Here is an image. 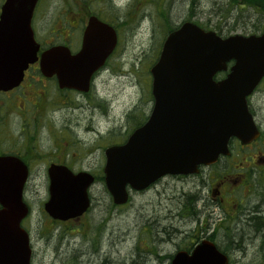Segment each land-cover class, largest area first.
I'll list each match as a JSON object with an SVG mask.
<instances>
[{
	"label": "water",
	"instance_id": "1",
	"mask_svg": "<svg viewBox=\"0 0 264 264\" xmlns=\"http://www.w3.org/2000/svg\"><path fill=\"white\" fill-rule=\"evenodd\" d=\"M36 2L5 0L2 6L0 90L18 86L28 65L38 60L39 45L30 27ZM116 41L111 27L92 20L81 52L71 55L65 47H52L40 55V72L55 75L60 88L85 92ZM223 72L224 78L214 79ZM150 75L153 107L147 122L123 145L104 152V184L115 205L127 202L128 190H144L165 175L197 173L198 166L228 154L231 138L248 144L258 137L247 97L264 78V30L258 36L222 38L185 22L165 38ZM26 178L19 159L0 157V264H30L29 238L21 227L28 214L22 200ZM48 178L44 211L50 218L67 221L86 212L94 182L90 174L51 165ZM170 264L226 260L212 243L202 241L190 253H176Z\"/></svg>",
	"mask_w": 264,
	"mask_h": 264
},
{
	"label": "flooded vegetation",
	"instance_id": "2",
	"mask_svg": "<svg viewBox=\"0 0 264 264\" xmlns=\"http://www.w3.org/2000/svg\"><path fill=\"white\" fill-rule=\"evenodd\" d=\"M58 1L61 3L73 2L76 6L72 10L64 5L65 8L63 6L62 9L55 10L56 13L50 18L48 12H43L45 0H37L30 20V27L34 39L39 45L38 60L27 67L18 86L6 91L0 90V157L17 158L27 170L22 196L29 209V215L22 221V227L29 235L30 264H34V251L30 230L25 226L31 215L26 196L29 191V182L34 175L31 163L37 160L34 145L35 123L48 110H52L53 115L55 113L53 106L55 108L58 105L64 106L65 99L68 100L70 96L94 101L99 96L98 84L103 81V77L110 70V59L117 47L113 54L105 59L102 66L92 73L85 92L60 88L55 75H42L39 57L43 51L58 46L67 48L71 55L81 52L85 34L92 20L114 29L117 46L120 33L126 32L130 28L128 25L130 24L128 19L129 3L120 0ZM4 2L5 0H0V16ZM116 3L121 7H115ZM122 7L125 9L124 13H121ZM133 29L137 30V26ZM104 32L110 34L109 30ZM263 82L264 79L247 99L249 112L259 132L255 140L248 144H241L238 140L231 139L228 144V154L219 155L216 161L210 165L199 166L196 174L166 175L143 191H129L128 205L134 196L151 193L167 198V191H170L171 197L169 196V204L166 207L171 205L168 211L172 212L170 226L175 234L176 243L166 234L165 227H161V231L166 234V238L161 239V242L169 241L174 245V250L165 254L170 259L157 253L153 255L149 251L150 257L153 255L158 259L163 258L169 264L176 253L191 252L200 242L207 241L212 243L216 250L224 256L226 264H264V93L257 91ZM150 110L151 107L142 113L140 125L148 120ZM52 120L55 121V118ZM64 125L73 132L74 129L71 125ZM134 129L127 135L125 134L126 136L123 134L120 141L106 143L104 147L102 144L97 145L101 133L95 128H91V132L95 133V137H97L93 140L82 139L83 137H79L74 132L78 143L82 145L85 152H76L71 149L73 144L68 142L56 146L57 149L43 157L47 161L45 167L47 182V170L51 164L66 166L74 173L87 172L92 175L95 183L98 180H103L105 177L103 172L104 150L111 145L123 144ZM97 151L100 152L101 157L99 154V158L91 160L90 158L96 155ZM78 161L84 162L85 165L74 169L73 166ZM176 183L181 184L178 190H175ZM90 190L91 188L88 195L91 203ZM90 209L91 207L88 211ZM82 217L67 222L55 220L52 222L58 224L76 223ZM145 218V216H140L139 223L135 225V228H139V237L140 234L146 232L147 221ZM186 224L189 227L184 228ZM139 237L137 241L132 242L131 248L126 252L124 258L128 260V264H146L148 242L145 240L141 242ZM101 242V240L98 241L97 248L96 246L94 249L92 248V255L98 256L102 262L106 261V264H110V254L102 250ZM94 243L92 242V244ZM70 252L74 255L75 264H82L80 257L86 254L83 253L82 248L70 249ZM54 260H59V258ZM54 260L50 264L56 263Z\"/></svg>",
	"mask_w": 264,
	"mask_h": 264
},
{
	"label": "rangeland",
	"instance_id": "3",
	"mask_svg": "<svg viewBox=\"0 0 264 264\" xmlns=\"http://www.w3.org/2000/svg\"><path fill=\"white\" fill-rule=\"evenodd\" d=\"M120 1L129 3L128 18L131 19L128 25L132 29L129 28L119 35L117 49L110 59V70L98 84L99 96L92 102L70 96L68 100L65 99L64 106H53V115L52 110H48L35 123L34 145L37 160L31 163L34 175L29 182L26 196L31 215L25 225L30 230L34 264H50L57 257L59 260H54V264H75L70 249L78 247L86 253L80 257L84 264L88 257H92V248H97L100 240L102 250L110 254V264H128L124 257L132 242L139 237V228H135V225L139 223L140 216H145L147 221L146 232L139 237L141 242H148L146 264H167L165 260L153 255H164L174 250V245L169 241L161 242L166 234L171 240L175 235L170 226L172 212L168 209L171 205L166 207L169 204L170 191H167V198L150 193L134 196L129 205L113 206L104 184L97 182L90 190L91 209L79 222L62 223L63 225L53 223L43 211L48 194L45 175L47 161L43 157L66 142L72 143L71 149L76 152H85L74 132L83 137L82 139L93 140L97 137L91 132V128H95L101 133L97 145L102 144L104 147L106 143L120 141L123 134L126 136L131 131L129 113L134 109L143 113L151 107L149 70L167 34V24L175 26L190 19L212 30L219 26L224 33L227 34L228 31L229 35H248L252 32V27L260 21V16L252 9L244 6L231 8L228 0ZM64 5L72 10L76 6L73 2L45 0L43 12H48V16L52 18L55 10L62 9ZM227 10L228 15L222 18ZM135 26L137 30L133 29ZM257 91L264 93V82ZM54 118L55 121L52 120ZM63 123L71 125L73 132ZM99 154L97 151L90 159L94 161L99 158ZM84 165V162L78 161L73 167L79 169ZM180 187L181 184L176 183L175 190ZM161 227H165L166 234L161 231ZM187 227L188 224L184 228ZM149 251L153 254L151 257Z\"/></svg>",
	"mask_w": 264,
	"mask_h": 264
},
{
	"label": "trees",
	"instance_id": "4",
	"mask_svg": "<svg viewBox=\"0 0 264 264\" xmlns=\"http://www.w3.org/2000/svg\"><path fill=\"white\" fill-rule=\"evenodd\" d=\"M228 1L230 3L231 8H237L238 6H244L246 8L252 9L253 11H255L260 16L259 23L256 26L252 27L253 30L250 33L257 34L264 28V0H228ZM227 15H228V10L224 13L222 18L226 17ZM186 20L191 21L190 19H186ZM193 22L196 23L197 25H199L200 27L204 28V29H211V28L207 27L206 25L199 24L196 21H193ZM166 29L168 31H172L175 28H174V26L167 24ZM213 31H215L218 35H220L222 37L229 35L228 31H227V34L224 33L220 29L219 26H217V28H214ZM140 112L136 111V109H134V111L129 113V115H128L129 122L132 123V126L130 129L138 127L140 125V123L142 122V120H140V119H142V112L141 113ZM139 116H140V118H139ZM98 181L102 182L101 180H98ZM87 263L88 264H106V261L102 262L98 256L96 257L95 255H92V257H88ZM84 264H86V263H84Z\"/></svg>",
	"mask_w": 264,
	"mask_h": 264
},
{
	"label": "bare ground",
	"instance_id": "5",
	"mask_svg": "<svg viewBox=\"0 0 264 264\" xmlns=\"http://www.w3.org/2000/svg\"><path fill=\"white\" fill-rule=\"evenodd\" d=\"M164 257H168V259H170V257H169V256H167V255H165V254H164ZM84 262H86V263H87V260H86V261H84Z\"/></svg>",
	"mask_w": 264,
	"mask_h": 264
}]
</instances>
